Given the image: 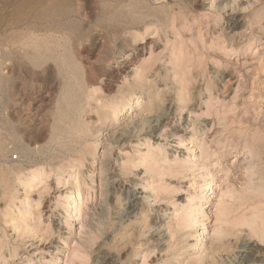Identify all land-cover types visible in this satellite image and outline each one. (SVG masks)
Listing matches in <instances>:
<instances>
[{"label":"rangeland","instance_id":"1","mask_svg":"<svg viewBox=\"0 0 264 264\" xmlns=\"http://www.w3.org/2000/svg\"><path fill=\"white\" fill-rule=\"evenodd\" d=\"M77 4L85 18H73L87 30L71 41L79 77L64 61L36 69L22 58L5 62L0 50V264H103L110 254L115 264H240L248 247L250 264H263L264 0ZM118 12L127 19L114 20ZM123 41L129 51L147 45L144 61L153 43L150 69L126 49L116 56L126 67L101 62ZM94 172L103 190L87 196ZM210 175L214 205L197 215L202 203L190 199Z\"/></svg>","mask_w":264,"mask_h":264},{"label":"bare ground","instance_id":"2","mask_svg":"<svg viewBox=\"0 0 264 264\" xmlns=\"http://www.w3.org/2000/svg\"><path fill=\"white\" fill-rule=\"evenodd\" d=\"M4 1V0H3ZM77 1L78 0H11V1H6V2H2L0 0V50L3 52V56H4V59H5V62H11V63H14V60L16 58H22V59H25L27 60L29 63L28 65L31 66L33 65L34 68L38 69L40 68L42 65L44 64H49V63H52V62H56L57 65L59 62H63L64 61V64L70 68L71 72L74 71L75 74H77V76L79 77L78 74L79 73V70L77 69V66L73 60V55H72V52H70V47H71V41L74 40V39H82V37L85 34V32L87 31L86 30V26L83 25V22L82 20L83 19H79V17L81 18V16L84 17L83 13L81 15V13L79 12L80 10L77 9V6L79 4H77ZM14 3V4H13ZM135 4V3H134ZM77 5V6H76ZM138 5V4H137ZM105 6V5H104ZM76 7V8H75ZM135 7V6H134ZM11 8V9H10ZM78 11V12H77ZM118 11V10H116ZM103 12V11H102ZM115 13V12H114ZM117 13V12H116ZM122 13V12H121ZM116 14V16H112L114 18V20H116L117 22H122L121 20H124L125 18L127 19L128 16L124 17L123 14ZM152 13V12H151ZM155 13V12H154ZM133 14V13H132ZM139 14V13H138ZM79 16V17H76V18H73L74 16ZM142 15V14H141ZM140 15V16H141ZM152 15V14H151ZM157 15V14H156ZM135 16V15H134ZM111 17V16H110ZM109 17V18H110ZM157 17V16H156ZM155 17V19H157ZM105 18H106V15H105ZM109 18L107 21H109ZM113 18H110L111 20ZM131 18V17H130ZM135 18V17H134ZM132 18V22H137L136 19ZM160 19V18H159ZM115 21V22H116ZM159 21V20H158ZM82 22V23H81ZM110 22V21H109ZM126 22V21H125ZM165 22V21H164ZM167 22V21H166ZM128 23V22H126ZM131 23V22H130ZM168 23V22H167ZM107 24V23H106ZM132 24V23H131ZM138 24V23H137ZM91 25V24H90ZM164 25V24H163ZM168 25V24H167ZM166 25V26H167ZM243 25V24H242ZM120 26V25H119ZM165 26V25H164ZM171 28V27H170ZM231 29V28H230ZM262 29V28H261ZM107 30V29H106ZM113 30V29H112ZM124 30V29H123ZM101 31V30H100ZM116 31V30H115ZM120 31V30H118ZM172 31V30H171ZM67 32V33H66ZM109 32V31H108ZM162 32V31H161ZM113 33V32H112ZM111 33V34H112ZM120 33V32H119ZM122 33V32H121ZM258 34V32H257ZM107 35V33H106ZM114 35V34H113ZM261 35V34H260ZM123 36V35H122ZM126 36V35H125ZM114 37V36H113ZM112 37V38H113ZM174 37V36H172ZM225 37V36H224ZM263 37V36H262ZM86 38V37H85ZM107 38V37H106ZM116 38V37H114ZM123 38V37H122ZM99 39V38H98ZM216 39V38H215ZM242 39V38H241ZM264 39V38H263ZM69 40V43L68 41ZM95 40V39H94ZM167 40V39H166ZM224 40V39H223ZM222 40V41H223ZM229 39L226 38L225 42L224 43H227L226 41H228ZM75 41V40H74ZM77 41V40H76ZM84 41V40H83ZM127 41V40H126ZM165 41V40H164ZM162 41V42H164ZM169 41V40H168ZM176 41V40H175ZM253 41V40H252ZM97 42V41H95ZM104 42V41H103ZM129 42V41H128ZM177 42V41H176ZM232 42V41H231ZM255 42V41H254ZM260 42H261V39H260ZM263 42V40H262ZM110 44V42H108ZM149 43V42H148ZM165 43V42H164ZM167 43V42H166ZM203 43V42H202ZM211 43V42H210ZM223 43V42H222ZM77 44V43H76ZM81 44V43H80ZM214 44V43H213ZM143 45V44H142ZM247 45V44H246ZM245 45V47H246ZM76 46V45H75ZM110 46V45H109ZM105 46L106 47V50L104 52V55L103 57L101 58V62L104 64V62H108V61H111V60H114V59H117L116 56H122L121 54L125 52V49H126V46L127 44L123 41L121 42L118 47H115V49L113 50L112 46ZM221 46V45H220ZM225 46V45H224ZM240 46V45H239ZM252 44H249L248 45V50H250ZM263 46V49H264V42L262 43ZM113 47V48H114ZM164 47H167L166 45ZM163 47V48H164ZM182 47V45H181ZM193 47V46H192ZM235 47V46H234ZM241 47V46H240ZM240 47H237L235 50L238 51V49H240ZM60 48H63L65 49V53L63 56L60 55L59 51H60ZM128 48V46H127ZM154 45L153 43L150 44V49L151 50V56L153 57L154 54H155V49H154ZM195 48V47H194ZM211 48V47H210ZM219 48V47H218ZM221 48V47H220ZM262 48V47H261ZM147 49H148V46H143V47H132L131 50L129 51L128 49V52L127 54L129 53L130 56H137L138 57V61H133V62H137L135 65L139 67V65L142 67V69H145L147 71V68L150 69V64L149 62L153 59L152 57H149L150 60L147 61H144L143 59H141L142 57H145L147 53ZM162 49V48H161ZM173 49V48H172ZM204 49V48H203ZM207 49V48H206ZM205 50V49H204ZM230 50V49H229ZM234 50V51H235ZM169 51V50H168ZM212 51V50H211ZM214 52H216L215 50H213ZM173 52V51H172ZM218 52V51H217ZM223 52V51H222ZM264 53V51H262ZM174 53V52H173ZM221 53V52H220ZM183 54V53H182ZM213 54V53H212ZM215 54V53H214ZM227 54V53H226ZM75 55V54H74ZM157 55V54H156ZM172 55V54H171ZM175 55V54H174ZM173 55V56H174ZM179 55H181V53H179ZM194 55V54H193ZM222 55V54H221ZM228 55V54H227ZM263 55V54H262ZM198 56V55H197ZM209 57L211 56V53L210 55H208ZM213 56V55H212ZM215 56H219L218 54ZM261 56V55H260ZM223 57V56H222ZM230 57V56H229ZM262 57V56H261ZM259 57V58H261ZM3 58V57H2ZM122 58V57H121ZM172 58V57H171ZM177 58V57H176ZM181 58V56H180ZM197 58V57H196ZM202 59V57H200ZM213 58V57H212ZM219 58V57H218ZM255 58V57H254ZM253 58V59H254ZM76 59V58H75ZM137 59V58H136ZM162 59V58H161ZM175 59V57H174ZM191 59V58H190ZM201 59H199L200 61H202ZM220 59V58H219ZM224 59V58H223ZM117 59L116 60V64H118L119 66L121 67H126V62L123 61V60H119ZM181 60H186V59H181ZM180 60V61H181ZM198 60V61H199ZM221 60V59H220ZM219 60V61H220ZM239 60V59H238ZM115 61V60H114ZM173 61V59H172ZM179 61V63H180ZM197 61V60H196ZM199 61V62H200ZM243 61V60H242ZM245 61V60H244ZM243 61V63H245ZM264 61V60H263ZM160 62V61H158ZM157 62V63H158ZM162 62V61H161ZM184 61H182L181 63H183ZM191 62V61H190ZM241 62V61H240ZM260 62V61H259ZM4 63V62H3ZM55 63V64H56ZM79 63V62H78ZM156 63V62H154ZM174 63V62H173ZM176 63V62H175ZM180 63V64H181ZM185 63V62H184ZM247 63V61H246ZM245 63V64H246ZM111 64V63H110ZM114 64V63H113ZM170 64V63H169ZM179 64V65H180ZM189 64V63H187ZM201 64V63H199ZM229 64V62H228ZM134 65V66H135ZM178 65V64H177ZM242 65V64H241ZM103 66V65H102ZM154 66V65H153ZM157 66V65H156ZM171 66H173L171 64ZM170 66V67H171ZM176 66V64H175ZM173 66V67H175ZM181 66V65H180ZM236 66V65H235ZM239 65H237L238 67ZM249 66V65H248ZM140 67V69H141ZM166 67V66H165ZM191 67V66H190ZM189 67V68H190ZM246 67V65H245ZM176 68V67H175ZM183 68V67H181ZM188 68V69H189ZM199 68H201L199 66ZM199 68H198V71H199ZM155 69V68H154ZM177 69V68H176ZM175 69V70H176ZM179 69V67H178ZM177 69V70H178ZM186 69V70H188ZM192 69V67H191ZM190 69V70H191ZM248 69V68H247ZM250 69V68H249ZM189 70V71H190ZM240 70V68H239ZM261 70V69H260ZM33 71H36V70H33ZM81 71V70H80ZM192 71V70H191ZM197 71V70H196ZM219 71V70H218ZM245 71V70H244ZM244 71H237L239 75H242L245 77L248 78V74L249 72H246L244 73ZM172 72V71H171ZM187 72V71H186ZM185 72V73H186ZM143 73V71H142ZM184 73V74H185ZM187 73H190V72H187ZM257 73V72H255ZM73 74V73H72ZM146 74V73H145ZM157 74V72H156ZM178 74V73H176ZM183 74V73H181ZM179 74V75H181ZM183 74V75H184ZM194 74V73H193ZM83 75V74H82ZM153 75V74H152ZM192 75V74H191ZM218 75V74H217ZM253 75V74H252ZM81 76V75H80ZM148 76V75H147ZM220 79H223L221 82H224V80H226L227 78H229V73L226 71V70H223L221 71L220 73ZM250 76V75H249ZM146 77V76H145ZM183 77V76H182ZM246 78V79H247ZM253 78V77H252ZM251 78V79H252ZM178 79V78H177ZM183 79V78H181ZM185 79V78H184ZM199 79V78H198ZM202 79V78H201ZM234 79V78H233ZM254 79V78H253ZM190 80V79H189ZM197 80V79H196ZM249 80V79H248ZM186 81V80H183V82ZM220 81V80H219ZM251 81V80H250ZM254 81V80H252ZM227 83V82H226ZM187 84V82H186ZM222 84V83H221ZM227 86V85H226ZM251 86V85H250ZM192 87V86H191ZM211 87V86H210ZM214 87V86H213ZM218 87V86H217ZM224 87V86H223ZM230 87V86H229ZM215 88V87H214ZM238 88V87H236ZM185 89V88H184ZM222 89V88H221ZM219 90V89H218ZM261 90V89H260ZM207 91V90H206ZM242 91V90H241ZM240 92V91H239ZM211 93V92H210ZM220 94V93H219ZM228 94V93H227ZM226 95V94H225ZM76 96V95H75ZM78 96V95H77ZM255 97V96H254ZM70 100L72 101V98L69 97ZM74 98V96H73ZM76 98V97H75ZM78 98V97H77ZM212 98V97H210ZM264 98V97H263ZM263 100V99H262ZM70 101V102H71ZM78 101V99L76 100ZM209 101V100H208ZM258 101V100H257ZM74 102V100H73ZM72 102V103H73ZM71 103V104H72ZM262 103V102H261ZM208 104V103H207ZM133 107L132 106H126L124 108H122L120 110V112H123V116L124 117H127L130 112H131V109ZM172 108V107H171ZM169 109V108H168ZM257 109V108H256ZM255 109V110H256ZM182 110V109H181ZM258 110V109H257ZM262 110V109H261ZM260 110V111H261ZM173 113V112H172ZM255 113V112H254ZM257 113V112H256ZM71 114V113H70ZM255 115V114H254ZM77 116V115H75ZM73 116V117H75ZM63 117V116H62ZM260 117V116H259ZM65 118V117H64ZM119 118V117H118ZM167 118V117H166ZM76 119V118H75ZM78 119V118H77ZM164 122H166V119L164 120ZM187 123V122H185ZM257 123V121H256ZM162 125H163V122H162ZM61 125H59L58 127H60ZM71 126L72 129L74 128H79L80 125V122H78V120H72L71 121V124L69 125ZM83 126V125H82ZM165 126V124L163 125V127ZM85 127V125L83 126ZM188 127V126H187ZM58 129H61V128H58ZM67 129V128H66ZM65 130V128H64ZM70 130V129H69ZM81 130V129H80ZM86 130V129H85ZM158 130V129H157ZM259 130V129H258ZM71 131V130H70ZM75 131V130H73ZM78 131V130H77ZM89 131V130H88ZM59 132V131H58ZM52 133V132H51ZM56 133V132H55ZM53 134V133H52ZM187 134V133H186ZM191 134V133H190ZM259 134V133H258ZM257 134V135H258ZM262 134V133H261ZM58 135V134H57ZM66 135V134H65ZM64 135V132L61 133L60 131V134L58 136L55 137V139L57 141L59 140H62L63 137H65ZM67 137V136H66ZM65 137V138H66ZM186 137V135H185ZM254 137H256L254 135ZM186 139V138H185ZM254 139V138H253ZM259 139V138H258ZM55 140V141H56ZM56 141V142H57ZM60 142V141H59ZM184 142V141H183ZM180 144V143H178ZM182 144V143H181ZM180 144V145H181ZM182 146V145H181ZM29 151V150H28ZM71 151V150H70ZM25 152V151H24ZM96 155H94V159H96ZM218 159V158H216ZM97 160V159H96ZM102 160V159H101ZM105 160V159H104ZM220 160V159H219ZM219 162V161H218ZM101 163V162H100ZM95 164V163H94ZM104 167V166H103ZM102 168V167H101ZM207 168V167H206ZM97 171V170H95ZM100 171V169H99ZM98 171V172H99ZM97 172V173H98ZM96 172H94L93 175H91V182L93 183L92 185L90 186H87L86 187V192H87V196L91 195L92 193H95L97 191H100V193H102L101 190H103L102 186L104 185L103 184V177H100L99 178L101 179L100 180V183H101V187L98 186L99 182H98V174ZM105 175V174H103ZM6 179V178H5ZM6 181V180H4ZM90 181V180H89ZM116 182V181H115ZM84 183V182H83ZM11 184V182H10ZM9 184V185H10ZM89 184V183H88ZM201 184V182L199 183ZM9 185H8V188H9ZM198 185V183H197ZM11 186V185H10ZM203 186V184H202ZM208 186V188H207ZM7 188V186H5ZM85 187V186H84ZM198 187V186H197ZM217 187V184L215 183V180L213 177H211L210 175V182L204 187V190L200 193L199 196H195V198H191L190 200H192V203L193 202H197V201H200L202 204L197 207L195 209L194 212L197 213V215H202V214H207L208 210L214 205L213 204V199H214V195H215V188ZM200 189V188H199ZM80 191V188L78 189V192ZM197 191V190H196ZM244 191V190H243ZM198 194V193H197ZM85 195V193H84ZM93 195V194H92ZM86 196V195H85ZM240 197V196H239ZM245 197V196H244ZM136 198V196H135ZM248 198V197H247ZM256 198V197H255ZM245 199V198H244ZM85 200V199H84ZM251 200V199H250ZM253 200V199H252ZM93 201V200H92ZM246 201H249V199H245L244 202ZM87 202V201H86ZM95 202V201H94ZM89 204V203H88ZM99 204V202H98ZM77 203L73 202L71 203L69 206L71 209H69L72 213L73 211H76L78 209V207H76ZM86 207V206H85ZM87 208V207H86ZM96 208V207H95ZM226 207L224 206V209ZM82 209V208H81ZM263 210V209H262ZM82 211V210H81ZM93 211V210H91ZM224 211V210H223ZM88 212V211H87ZM133 212V211H132ZM193 212V213H194ZM264 212V211H263ZM134 213V212H133ZM260 214V211L256 213V215L254 214L255 216V219L257 220V217L258 218L263 214ZM262 213V212H261ZM89 214H90V211H89ZM223 214H225L223 212ZM122 216V215H121ZM129 216V215H128ZM254 216L252 217L254 219ZM120 217V216H119ZM72 218L74 219L75 216L74 214H72ZM124 218V217H123ZM264 218V217H263ZM246 219V218H245ZM245 219H243L245 222ZM251 220L250 219V223H248V221H246V223H248L249 225H251L253 227V229H256L257 227H260L257 229V233H258V230L261 232L262 230H264L263 226H264V220H262V223L260 222H257L255 221L254 223V220ZM262 219V218H261ZM86 220V219H84ZM84 220L82 221V224L84 225V223L89 226L88 222H84ZM86 220V221H87ZM121 220V218H120ZM249 220V219H248ZM252 221V223H251ZM259 221H261L259 219ZM84 222V223H83ZM92 222V221H91ZM253 223L254 225L256 226H253ZM258 223H259V226H258ZM74 225V223H73ZM262 225V226H261ZM59 227V226H58ZM91 227V225L89 226ZM93 228V227H92ZM92 228H89V229H92ZM263 228V229H262ZM90 231V230H89ZM70 232V231H69ZM259 232V233H260ZM263 232V231H262ZM261 232V233H262ZM90 233V232H88ZM93 233V232H92ZM70 235V234H69ZM86 235H89V234H86ZM264 235V233L261 234V236ZM68 236V235H67ZM153 236V235H152ZM155 236V235H154ZM69 237V236H68ZM151 237V236H150ZM264 238V236H262ZM134 240V239H133ZM152 240V239H151ZM154 240V239H153ZM48 241V240H47ZM68 241V240H67ZM49 242V241H48ZM47 242V243H48ZM53 242V241H52ZM200 242V238L199 237H196V245ZM45 242V244H47ZM245 243V242H244ZM247 243V242H246ZM44 244V243H43ZM59 244V243H57ZM42 245V244H41ZM48 245H50L48 243ZM194 245V247L196 246ZM45 246V245H44ZM59 246V245H58ZM61 246V245H60ZM138 246V245H137ZM136 246V247H137ZM255 246V245H254ZM43 247V246H42ZM49 247V246H48ZM141 247V246H140ZM58 248V247H57ZM254 248V247H253ZM256 248V246H255ZM260 248V247H259ZM48 249V248H47ZM50 249V248H49ZM142 249V248H141ZM140 249V250H141ZM242 249V248H241ZM137 250V249H136ZM139 250V249H138ZM137 250V251H138ZM243 250V249H242ZM258 250V249H257ZM256 250V251H257ZM58 251V250H57ZM241 251V250H240ZM43 252V251H42ZM55 252V251H54ZM258 252V251H257ZM109 253V252H108ZM187 253V252H186ZM59 254V253H57ZM56 254V255H57ZM240 254V253H239ZM254 249H252L251 247H248L246 250H243L241 252V256L240 257V264H250L251 262L254 263L255 261V257H254ZM258 254V253H257ZM44 255V254H43ZM46 255V254H45ZM60 256V254H59ZM108 257L106 258V261H103V264L104 262H106V264H115V262L117 261L116 259H114V256H111L110 255H107ZM131 256V255H130ZM259 256V255H257ZM261 257V256H260ZM259 257V259H260ZM43 258L45 259L46 257L43 256ZM42 258V259H43ZM120 258V257H119ZM29 259V258H28ZM41 259V260H42ZM258 259V260H259ZM27 260V259H25ZM104 260V259H103ZM257 260V261H258ZM118 262V261H117ZM122 262V261H121ZM125 262V261H124ZM130 262V261H129ZM128 262V263H129ZM192 263H194L193 261H191ZM262 262V261H261ZM28 263H31L30 260H28ZM119 263V262H118ZM131 263V262H130ZM117 264V263H116ZM190 264V263H189ZM263 264H264V260H263Z\"/></svg>","mask_w":264,"mask_h":264}]
</instances>
